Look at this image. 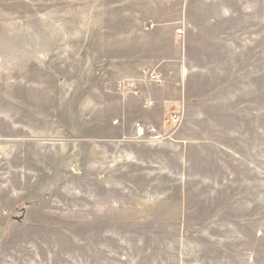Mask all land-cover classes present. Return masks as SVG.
I'll list each match as a JSON object with an SVG mask.
<instances>
[{"label": "rangeland", "instance_id": "1", "mask_svg": "<svg viewBox=\"0 0 264 264\" xmlns=\"http://www.w3.org/2000/svg\"><path fill=\"white\" fill-rule=\"evenodd\" d=\"M0 264H264V0H0Z\"/></svg>", "mask_w": 264, "mask_h": 264}, {"label": "built area", "instance_id": "2", "mask_svg": "<svg viewBox=\"0 0 264 264\" xmlns=\"http://www.w3.org/2000/svg\"><path fill=\"white\" fill-rule=\"evenodd\" d=\"M149 77L151 78V80L153 81H157L158 80V76L157 75H153V74H149ZM144 105L146 107H150L152 106V102L150 100H146L144 101ZM175 117H170L166 123H171L172 126L171 128L173 129L175 127V123H177V120H174ZM118 123V121H114L113 124L116 125ZM134 133H135V138L137 139H148L150 141L155 140L158 138V133L156 131V129L154 128H150L148 126L145 125H141L139 123L134 124Z\"/></svg>", "mask_w": 264, "mask_h": 264}]
</instances>
